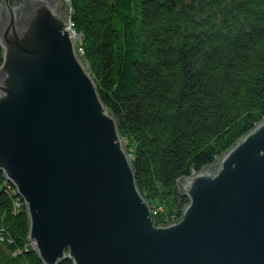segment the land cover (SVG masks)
Returning <instances> with one entry per match:
<instances>
[{
    "label": "water",
    "instance_id": "water-1",
    "mask_svg": "<svg viewBox=\"0 0 264 264\" xmlns=\"http://www.w3.org/2000/svg\"><path fill=\"white\" fill-rule=\"evenodd\" d=\"M62 0H0V172L44 264H264V118L155 224Z\"/></svg>",
    "mask_w": 264,
    "mask_h": 264
},
{
    "label": "trees",
    "instance_id": "trees-1",
    "mask_svg": "<svg viewBox=\"0 0 264 264\" xmlns=\"http://www.w3.org/2000/svg\"><path fill=\"white\" fill-rule=\"evenodd\" d=\"M67 6L79 55L116 119L154 223L178 219L188 203L179 180L213 164L264 118V0ZM1 56L0 46V64ZM13 191L0 172V264H44Z\"/></svg>",
    "mask_w": 264,
    "mask_h": 264
},
{
    "label": "built area",
    "instance_id": "built-area-1",
    "mask_svg": "<svg viewBox=\"0 0 264 264\" xmlns=\"http://www.w3.org/2000/svg\"><path fill=\"white\" fill-rule=\"evenodd\" d=\"M66 5H67V2H69V0H62ZM68 7V9H69V6H67ZM72 31H73V33L74 34H76L75 33V31L72 29V23L70 22V9H69V26H68ZM5 181H6V179H5ZM14 192V194H16V191H13ZM16 203V205H18L19 203H18V201H16L15 202ZM153 212V211H152Z\"/></svg>",
    "mask_w": 264,
    "mask_h": 264
},
{
    "label": "rangeland",
    "instance_id": "rangeland-1",
    "mask_svg": "<svg viewBox=\"0 0 264 264\" xmlns=\"http://www.w3.org/2000/svg\"><path fill=\"white\" fill-rule=\"evenodd\" d=\"M31 245L33 246V243H31Z\"/></svg>",
    "mask_w": 264,
    "mask_h": 264
}]
</instances>
